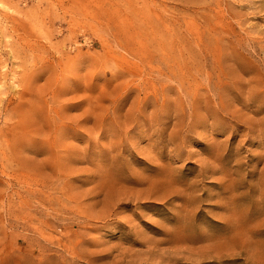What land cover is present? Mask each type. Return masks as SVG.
Masks as SVG:
<instances>
[{
	"label": "rangeland",
	"instance_id": "1",
	"mask_svg": "<svg viewBox=\"0 0 264 264\" xmlns=\"http://www.w3.org/2000/svg\"><path fill=\"white\" fill-rule=\"evenodd\" d=\"M0 264H264V0H0Z\"/></svg>",
	"mask_w": 264,
	"mask_h": 264
},
{
	"label": "bare ground",
	"instance_id": "2",
	"mask_svg": "<svg viewBox=\"0 0 264 264\" xmlns=\"http://www.w3.org/2000/svg\"><path fill=\"white\" fill-rule=\"evenodd\" d=\"M165 235V234H164Z\"/></svg>",
	"mask_w": 264,
	"mask_h": 264
}]
</instances>
